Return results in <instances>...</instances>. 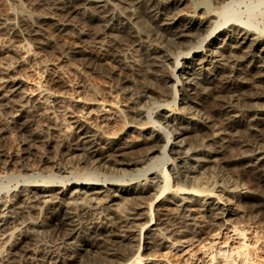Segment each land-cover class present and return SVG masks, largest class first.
Listing matches in <instances>:
<instances>
[{
	"label": "bare ground",
	"instance_id": "bare-ground-1",
	"mask_svg": "<svg viewBox=\"0 0 264 264\" xmlns=\"http://www.w3.org/2000/svg\"><path fill=\"white\" fill-rule=\"evenodd\" d=\"M129 1L136 9L141 7L153 24L165 32V40L181 48L174 57L163 50H156L153 45L150 46L151 43L148 45L145 36L146 44L142 43L145 21L139 17L142 14L130 10ZM129 1L128 6L127 3H118L121 11H114L109 0H35L32 7L45 5L44 9L37 13L29 12L21 22L28 26L26 32L29 35L37 36L41 34L38 23L51 24L59 30L73 28L80 38L94 42H99L97 38L109 32L110 39L106 44L102 42L96 58H102L116 47L115 36L119 33L130 42L138 43L145 61L140 65L134 58L130 61L131 65L139 68L143 78H148L153 84L156 80L162 86L145 85L131 97L129 102L135 104L132 115H127L126 110L113 100L95 98L97 92L94 88L90 87L88 91L93 98L84 99L80 89L61 80L56 62L45 63L47 67L44 74L37 77V92L32 93L24 77L10 75L12 66L23 67L27 60L34 57L28 41H22L21 38L2 48L14 57L11 65L1 66L0 77V103L8 108L10 122L17 129H28L37 117L44 116L47 123L41 128L32 127V134L39 142L43 141L46 130L53 131L57 137L66 136L65 140L59 138L55 151L63 152L68 162L82 158L84 168H80L85 169L68 170L67 166H60L48 157L43 158L39 166L50 163L49 171L44 172L42 168L41 172H34L38 165L35 169L29 167L27 170L31 173L21 178L23 187L7 189L4 198L0 197V229L6 247L3 256L11 260L10 264L77 262L78 250L83 249L76 238L77 231H81L80 220L83 215L89 214V210H95V215L89 216L87 225L83 224L84 231L87 230L93 236L87 243L97 255L91 264H154L155 260L149 254L146 257L140 254L141 249L150 246L180 251L178 256L181 253L183 264H189L195 252L188 249L189 245L197 241L202 233L205 235L201 236L202 239L196 245V249L202 253V264H251L252 242L246 235L247 228L230 223L229 217L236 208L228 201L229 194L223 197L214 194L213 188L200 186L199 180L200 173H203L200 168L205 169V163L213 158L211 155L209 159L208 154L212 150L220 153L227 150L228 143L222 137V132L239 125L244 126L247 133H255L264 127V0ZM186 3L192 9L182 12L181 5ZM72 14L78 19H74ZM91 24L93 30L89 28ZM0 30L4 33L11 31L16 37L20 35L15 23L10 20L0 21ZM37 43L39 46L54 47L62 44L68 51L66 59L75 57V54L91 56L95 53L75 43H61L50 36ZM205 43L207 47L203 48ZM160 45L168 46L167 43ZM113 56L119 60L118 54ZM168 64L173 65L170 72L166 71ZM150 92L154 95L153 106L161 110L155 115L156 118L150 116V111L147 112L144 107L143 98L150 97ZM177 102L180 103L177 110L169 109L168 106ZM64 103L71 109L68 121L76 132L74 136L70 124L65 125L61 119L50 114L52 105L61 106ZM200 103H203L202 107L207 104L204 105L206 112L223 116L220 129L211 123L209 116L197 112L195 106ZM114 118H117L119 127L110 134L106 127L110 126ZM144 120L150 123L147 128L144 127ZM7 127L8 124L3 126L4 131ZM199 130L209 132L207 140L216 145L185 147L189 144L191 133L197 134ZM133 134L136 137H132ZM238 141V152L244 156L248 167L256 172L254 174L258 180L264 183V143L252 145L248 140ZM200 150L202 153H198ZM14 156L17 161L20 159L18 150ZM171 158L175 160L173 163ZM6 164L7 160L0 153V169ZM36 177L41 182L29 184V179L36 180ZM189 179L192 181L187 183ZM232 189L225 190L230 193ZM165 191L168 194L160 198V194ZM118 199L120 203H116ZM78 200L82 204L75 207ZM128 200H132V203ZM40 203L46 211L42 220L39 219L36 224L57 236L60 242L55 249L44 248L40 251L31 247L34 237L32 229L28 227H15L16 234L14 230L6 232L16 224L24 226L30 222L25 219L18 221L16 217L17 213H22L24 204L34 206ZM116 205L124 216L119 221L121 215L112 214L115 208L112 206ZM169 208L177 210L179 224L170 228L165 226L162 231L156 221L158 217L153 223L152 216L162 217ZM223 229L226 230L223 232ZM143 230L145 243L141 247V240L139 246L135 241L137 236L142 237ZM222 237L224 239L220 240ZM19 260L24 262L19 263Z\"/></svg>",
	"mask_w": 264,
	"mask_h": 264
},
{
	"label": "rangeland",
	"instance_id": "rangeland-1",
	"mask_svg": "<svg viewBox=\"0 0 264 264\" xmlns=\"http://www.w3.org/2000/svg\"><path fill=\"white\" fill-rule=\"evenodd\" d=\"M109 1L111 2L109 3V5L111 4L110 7L113 8L114 11H121L119 9L118 3H127L126 4L127 6L130 4L128 6L130 10H134L140 13V15L142 14L139 17L141 18L142 21L143 20L145 21V22L143 21L144 27L142 26L143 27L142 30H144L143 33L146 34V35L143 34L141 38V40H143L142 43L146 44L144 40L145 38L146 41H148L147 42L148 45L151 43L150 46L153 45L152 47L155 49L157 48L156 50H163L164 52L170 54L172 57H174L175 54H177L178 50L181 49L178 46H175L173 43L171 44V42L165 40L166 39V36H164L165 32H161L163 30H161L156 24L155 25L153 24L150 18L144 14L141 7H139L140 8V12H139L138 11L139 8H137L138 9L137 10L135 8L136 6L132 5L131 1L129 0L127 1L121 0V2H119L120 0H115L116 2L114 0H109ZM32 2H35V0H0V21H9V20L13 21L15 23V27L17 28L18 34H20L18 37H16L11 33V31H8L9 33L8 32L4 33V31L0 30V77L2 76L1 66L8 65V64L11 65L14 61L13 55H11V53L9 52H4L2 48L5 45L8 46L12 42L13 43L18 42L20 41L19 39L22 38V41H25V42L28 41L27 43L30 45L31 51L34 53V57L31 58L30 60H27L23 67L12 66L10 69V75H20L24 77V79L27 82L26 86L34 94L37 92V89H35L37 85V79H38L37 77L44 74V69H46L47 67L45 63H48V62H56L58 64L57 67L59 66V70H60L59 74L61 76V80H63L64 83L66 82L71 85L73 84V86H76V89H80L79 92L81 91L80 94L84 99L87 98L86 100H88L90 98H93V96H91L90 93H88V91L90 87L94 88L97 92V95L95 96V98L97 99L101 98V100L103 98L104 99L106 98L105 100L109 99V101L113 100L114 103L117 102L115 104L116 105L120 104V107L122 106V108L126 110L127 115L129 113H130L129 115H132L133 111L135 110V104L129 102L130 98L134 97V95L137 94L141 90L142 87H144L145 85L149 86V84L153 86L156 85L155 87H160L159 85L162 86V83L158 82L160 84H157L156 80L154 82L155 84H153V81L150 80L151 82H149L148 78L146 79L143 78L142 77L143 75L141 71L139 70V68L137 69L136 67L131 65L130 61L134 58L138 60V63L140 65H143L145 58L141 52L140 45H138V43H135V42H130L129 39H126V37L123 34L119 33L117 35L118 37L115 36L116 37V47L113 48L111 51H108V53L104 55L105 57L103 56L102 58H99V57L96 58V55H98L97 51H100V48L102 47L101 46L102 42L106 44L107 41L110 39L111 34L109 32H105L101 34L97 38L99 42H96V41L94 42L88 38L87 39L80 38L76 30L73 28H66V29L59 30L55 28L54 26H52L51 24H41V23L39 24L38 23L37 25V27L39 28L38 31H40L41 34H39L38 36L33 35V34L29 35L26 32L28 31V28H27L28 26H26L25 24H22L21 22L22 18L23 19L26 18L29 12L37 13V12L42 11L45 6V5L44 6L39 5L37 7L35 5L36 7H32ZM116 4H118V6ZM191 9L192 7H190L189 4L187 3L181 5V10H183L182 12H186L188 10L191 11ZM72 16L74 15L72 14ZM73 18L76 20L78 19L77 16H74ZM33 21L34 20H32V22ZM78 21H81V20H78ZM132 23H134V20ZM146 23L149 26L146 25ZM139 24L137 23L138 26H140ZM89 28L92 29L94 27H92V24H91ZM144 28L146 29V31ZM47 36L56 38L57 40L61 41V43L62 42L75 43L78 46H81L87 50L89 49L90 51L95 52V53H92L93 55L91 54V56L75 54V57L66 59L65 55L68 54V51L65 48V46H63L62 44L57 45L55 47L54 46H39L37 42L44 41L45 37ZM165 43H167L168 46L163 47L160 45V44L165 45ZM137 47L139 48L137 49ZM206 47H207V44L205 43L203 48H206ZM138 51H139V54H137ZM115 53L120 56L119 60L113 56V54ZM139 58L143 61L139 62L141 61ZM172 66L173 65L168 64V67H166V71L170 72L172 70ZM52 72L54 73V71H51V73ZM0 86H1V81H0ZM153 96H154L153 93L150 92V97L143 98V100L145 102L144 107L146 111L147 112L150 111V113L148 114L156 118L155 115L159 111L161 112V110L157 108L156 106H153V104H155V100L152 99ZM15 98L17 97H14V99ZM148 98H151V99H148ZM146 99L147 101H145ZM143 100L141 101V103H143ZM200 104L198 106H195L196 109L198 110L197 112H199L205 117L209 116L208 118L211 121V123L214 124V126L217 127L218 129H220V125L224 121L223 116L220 113L214 112L215 113L214 114L212 112H206L204 110V105H207V104L205 103L203 107H202L203 103L201 105ZM64 106L68 107L69 105L67 103H64V105H61V106L52 105L51 106L52 108H50L52 112L50 111V114L52 113L51 115L53 117H56L59 120L61 119V123L64 122V124L66 123L65 125L70 124L69 126L71 127V130L73 133L72 136H74L76 132L74 133L75 130L72 124L68 121L70 120V118L68 119V117L71 114V109H70V106L68 108H65ZM178 106H180L179 102H177L176 104H172L168 107L169 109L171 108V110L172 109L177 110ZM9 114L10 112L8 108L4 107L0 103V153L2 154V157L5 160H7L6 166L0 169V197L1 199L4 198L3 195L7 193V189L10 190L14 187L15 188L23 187L22 186L23 180H21L22 176H26L31 173V171L27 170V168L34 167L35 169L38 165V168H36L35 170L33 169L34 172L38 170L40 171L42 168H43L42 171L44 170V172L49 171L48 168L51 167L49 165L50 163H46V166L48 167H46L45 164L41 165L42 167L39 166L40 160L43 158L48 157L52 161H54V163H58L60 166H64V167L67 166L68 170H73V171L85 170V169L80 168L81 166H83L82 168H84L83 163H81L82 158L81 159L76 158L77 160L75 161H77V163L73 161L76 163L74 164L73 162H68V160H66L67 156H65L63 152L61 151L59 152L58 150L55 151L56 144L58 143L59 138L60 140L62 138H63L62 140H65L66 136H63V137L61 136L62 138L57 137L56 133H54L53 131L46 130L43 141L39 142V140H37L36 137L32 134L31 132L32 127L37 126L38 128H41L45 126V124L47 123V118H45L44 116L43 117L40 116V118L37 117L32 127L28 129H17V127L13 125V123L10 122ZM151 114H153L154 116ZM65 116L67 118H65ZM111 122L109 123L110 126L106 127V130L107 131L109 130L110 134H112L119 127L117 118L116 119L114 118L113 120H111ZM7 124L9 128L7 127L6 131H4L3 126ZM149 125L150 123L144 120V127L149 126ZM244 129H245L244 126L239 125L231 129H226L224 131L225 133L222 132L223 133L222 137L228 143L227 150L226 152H223L224 154L217 152V151L214 152L213 150L212 152L209 153L210 155L208 154V157L210 156L209 159L213 157L212 160L213 159L214 160L213 161L210 160L211 162L210 161L206 162L205 165L203 166V168L205 169L200 168V171H202L203 173H200L201 181L199 180L200 182L199 184L200 186L203 185V186H207V188H213V193L219 194L220 196L222 195V197L226 194H229L230 198L228 199V201L231 202V205H233L232 207L236 208L234 214L229 217L231 221L230 223L234 224L237 227L242 226L244 228H247L248 233H246V235L249 236L248 240L252 242V244L250 245L251 247L250 254H252L250 255L251 257L250 261H251V264L252 263L256 264L257 262H260V261L264 262V208H262V199L264 198V183L258 180L256 174H254L256 172H254L245 163L244 156L238 152L239 148H238L237 143L239 142L238 141L239 139L242 141L248 140V143H252V145L254 143L257 145L260 143H264V127H261L255 133L254 132L249 133V131L247 133V130L245 129L246 130L245 131ZM194 133H193L194 136L191 133L192 137L190 138V141L191 143H193V145L188 140L189 144L187 143L186 144L187 146L185 145V147L200 148L202 147L201 145H207V146L209 145V147L216 145V143L213 144L214 142L207 140L208 138L207 136L209 132L204 131V130L202 131L199 130V132L197 131V134L196 132ZM132 137H136V135L133 134ZM200 140H202L203 144H201L202 142ZM184 141L188 142L187 140H184ZM17 150L20 156L19 157L20 159L18 161L14 159L16 158V156H14V152ZM198 153H202V151L200 150L198 151ZM171 157H172V154H171ZM64 160H66V163ZM170 160L172 163L173 161H175L173 158H171ZM170 164L171 163L167 165L168 167L167 169H169ZM207 166H210V167H207ZM45 167H46V170H45ZM69 167H72V168L70 169ZM148 174L149 176H152V174L150 173ZM197 176H199V174ZM29 180H31V181H28L29 184H32V183L38 184L41 182V180L37 177H36V180H38L39 182H37L35 179L34 180L29 179ZM189 181L191 182L192 179H189L186 182L188 183ZM228 185L232 187L233 189L230 188ZM27 187L30 188V186H27ZM225 189L226 190L232 189V191L228 193L226 192ZM167 194L168 193L166 191L161 193L160 198ZM247 195H249V197H246ZM118 200H116V203L117 202L120 203L121 200L119 201ZM131 201L129 202L132 203ZM76 203L77 204H74L76 205L75 207H79L82 204L81 200H78ZM34 206L33 204L31 205L24 204L23 208L24 207L25 208L22 209L21 211L22 213L19 212L16 215L18 221H20L21 219L22 220L25 219L27 221L30 220V222H27V224H25L24 226H22V224H16L12 226L11 228L7 229L6 232H9V230L10 231L14 230L13 233L16 234L15 227L17 228L28 227L30 230L32 229L31 230L32 235H33L32 237H34V239L32 238L33 242H32L31 247H33L36 250H40V251H43L44 248H45L44 250L57 248L56 246H59V242H60L59 239H57V236H55L52 232H50L46 228H43V227L39 228L36 224V222L42 220V218L45 216L44 212L46 211V209L44 208V206H42L41 203L38 205L36 204ZM112 207L113 208L115 207L112 211V214L115 216L121 215L122 217L118 219L117 221L123 219L124 216L122 214V211L119 210L118 206L116 205ZM94 211L89 210L88 212L89 214L85 215L86 217L83 215V217L80 220V222H82L80 225L81 231L80 229H79L80 232L77 231L78 233H76V236H77L76 238L79 239V243L80 245L82 244L83 249L78 250V254H79L77 256L78 263L74 261L71 264H87V263L91 264L94 261V258L97 256L94 249L87 243L88 240L89 241L92 240L93 236L90 233H88L87 230L84 231L83 229V227H85V225L83 224L87 225V221L90 219V217H93L95 215ZM176 212L177 210L175 208H169L165 212L166 214L163 215L162 217L161 215L156 216V217L155 215H153L152 222L154 223V221L158 217L156 221L159 223V227L161 230L162 229L164 230L165 226L166 228H170V226L172 227L175 224H179L177 223L179 214L178 212L177 213ZM168 213H171V214H168ZM169 215H171L172 217ZM174 216L177 218H175ZM205 219L207 220V218ZM225 226L229 227L228 224H226ZM225 230L226 229H223V232ZM2 232L3 231H1L0 229V252H1L0 253V264H10L11 260H7L3 256V253L5 252L4 250L6 247L3 245V242L5 239L3 238L4 234ZM228 233L231 234L230 231H228ZM204 235L205 233L200 234L197 241L194 240L192 244L189 245V248H188L189 250H195L193 259L189 260V264L190 263L191 264H202V257H201L202 253L199 251V249H196L197 247L196 245L198 244V241L202 239L201 236H204ZM223 239L224 237L220 238V240H223ZM234 239H237V238L235 237ZM139 240H141L140 245L142 247L145 243L144 242L145 241V230L142 231L141 238L137 236V240L135 241V244L137 246H139ZM141 250H140V254L145 255L144 257H146L149 254L148 255L149 257L154 258L155 260L154 264H183L182 259L180 257L181 253H179L180 255L178 256V252L180 251H177V252L168 251L166 247H159V246L158 247L150 246L147 249H141ZM150 254H153V255H150ZM17 259L18 258H16L15 261ZM199 259L201 260L200 262L198 261ZM15 261H13L12 263H15ZM22 262L24 261L19 260V263H22ZM34 264H37V261L34 262ZM38 264H51V263L46 261L42 263L40 262Z\"/></svg>",
	"mask_w": 264,
	"mask_h": 264
}]
</instances>
